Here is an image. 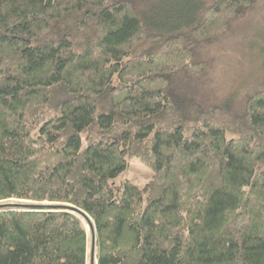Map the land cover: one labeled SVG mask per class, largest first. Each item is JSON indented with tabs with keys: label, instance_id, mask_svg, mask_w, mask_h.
<instances>
[{
	"label": "trees",
	"instance_id": "obj_1",
	"mask_svg": "<svg viewBox=\"0 0 264 264\" xmlns=\"http://www.w3.org/2000/svg\"><path fill=\"white\" fill-rule=\"evenodd\" d=\"M256 3L0 0V200L79 208L96 264H264V84L201 96ZM87 258L75 214L0 210V264Z\"/></svg>",
	"mask_w": 264,
	"mask_h": 264
},
{
	"label": "rangeland",
	"instance_id": "obj_2",
	"mask_svg": "<svg viewBox=\"0 0 264 264\" xmlns=\"http://www.w3.org/2000/svg\"><path fill=\"white\" fill-rule=\"evenodd\" d=\"M140 1V0H139ZM254 5V4H253ZM205 56L216 59V70H212L211 78L215 84L216 95L212 93V85H204L202 97L214 101L229 93L234 96L244 88L251 89L264 84V0H257L247 14L237 20L227 31L224 38L217 39L202 47ZM212 56V57H211ZM163 65L164 60H159ZM176 64V63H175ZM218 67V68H217ZM216 97V98H215ZM127 166L117 176L110 179L114 183L129 180L138 187H143L151 177V170L137 158L126 157ZM30 203L49 204V201H33L26 199L7 198L1 204ZM1 209L19 208L2 205ZM91 237L87 235V258L90 262ZM94 263V262H93Z\"/></svg>",
	"mask_w": 264,
	"mask_h": 264
},
{
	"label": "water",
	"instance_id": "obj_3",
	"mask_svg": "<svg viewBox=\"0 0 264 264\" xmlns=\"http://www.w3.org/2000/svg\"><path fill=\"white\" fill-rule=\"evenodd\" d=\"M28 201V200H27ZM2 205H7L9 207H16L19 208V210H34V209H43V210H61V211H67L70 213L75 214L78 216V214L84 213L82 210L79 208L68 204V203H60V202H49V204H30V203H7V204H1ZM87 232V230H86ZM90 236H91V248H90V263L89 264H94V249H95V230L94 226L92 225L91 231H90Z\"/></svg>",
	"mask_w": 264,
	"mask_h": 264
},
{
	"label": "bare ground",
	"instance_id": "obj_4",
	"mask_svg": "<svg viewBox=\"0 0 264 264\" xmlns=\"http://www.w3.org/2000/svg\"><path fill=\"white\" fill-rule=\"evenodd\" d=\"M78 217L82 220V222L84 223V225H85V228H86V230H87V235L90 233V231H91V227H92V225H93V223H92V221H91V219H90V217L87 215V214H85V213H82V214H78ZM91 237V236H90ZM88 252L89 251H87V255H88ZM90 255H91V252H90ZM95 255H96V248L94 249V257H93V259H94V264H96V260H95ZM89 258V257H88ZM90 262H89V260H87V264H89Z\"/></svg>",
	"mask_w": 264,
	"mask_h": 264
}]
</instances>
